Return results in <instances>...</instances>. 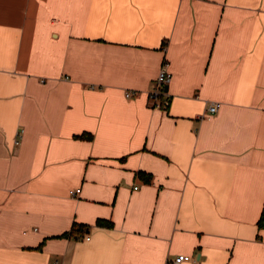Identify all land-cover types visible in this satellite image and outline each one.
Instances as JSON below:
<instances>
[{"label": "crops", "instance_id": "obj_1", "mask_svg": "<svg viewBox=\"0 0 264 264\" xmlns=\"http://www.w3.org/2000/svg\"><path fill=\"white\" fill-rule=\"evenodd\" d=\"M263 208L264 0H0V264H264Z\"/></svg>", "mask_w": 264, "mask_h": 264}, {"label": "built area", "instance_id": "obj_2", "mask_svg": "<svg viewBox=\"0 0 264 264\" xmlns=\"http://www.w3.org/2000/svg\"><path fill=\"white\" fill-rule=\"evenodd\" d=\"M171 77L172 72L168 68V61H164L156 78V87L149 93V99L152 105H159L161 96L168 93L166 91V85L169 83ZM131 93L132 92H127L126 95L129 96ZM219 106V101H209L207 105L208 112L213 113L217 111ZM135 187L137 188V186ZM80 191V187L73 188L70 190V194L72 196H77ZM188 259H190V255L182 253L171 259L170 264H182L183 261ZM53 264H57V261H54Z\"/></svg>", "mask_w": 264, "mask_h": 264}, {"label": "trees", "instance_id": "obj_3", "mask_svg": "<svg viewBox=\"0 0 264 264\" xmlns=\"http://www.w3.org/2000/svg\"><path fill=\"white\" fill-rule=\"evenodd\" d=\"M81 136L83 137V136H86V135L82 134ZM88 136H90V135H88ZM97 224L98 225H112L109 220L104 219V218H98ZM258 224H259V227H264V208L262 210V213H261L260 219L258 221ZM84 232H85L84 225L80 224V223H75L74 227L72 228V230L64 232L62 234V236H68L70 234H83Z\"/></svg>", "mask_w": 264, "mask_h": 264}, {"label": "water", "instance_id": "obj_4", "mask_svg": "<svg viewBox=\"0 0 264 264\" xmlns=\"http://www.w3.org/2000/svg\"><path fill=\"white\" fill-rule=\"evenodd\" d=\"M168 86L166 85V88H167Z\"/></svg>", "mask_w": 264, "mask_h": 264}]
</instances>
